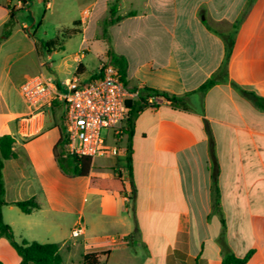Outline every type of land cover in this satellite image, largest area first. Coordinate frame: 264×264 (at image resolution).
Here are the masks:
<instances>
[{
	"label": "crops",
	"instance_id": "1",
	"mask_svg": "<svg viewBox=\"0 0 264 264\" xmlns=\"http://www.w3.org/2000/svg\"><path fill=\"white\" fill-rule=\"evenodd\" d=\"M39 1L46 11L69 13L68 30L79 33L48 52L38 35L47 14L32 16L31 26L20 17L31 11L32 0H0V138L14 139L15 154L3 170V212L32 198L39 206L31 213L19 209L27 217L20 219L23 225L9 223L14 236L15 222L22 241L56 243L59 253L71 251L67 240H74L83 246L81 259L109 252L102 264H222L227 252L264 264V0ZM113 2L123 19L107 33L128 62L130 90L148 87L184 100L172 106L158 99L157 108L135 110L131 177L128 161L124 166L119 160L128 156L127 135L117 143L120 155L92 160L88 176L67 175L55 155L64 107L61 113L53 106L32 112L20 87L37 75L70 81L60 77L62 67L83 78L94 42L105 39L101 23ZM13 12L17 24L4 37ZM232 33L228 54L225 36ZM211 78L216 84L200 91ZM9 167L20 199L7 198ZM215 168L224 224L213 212Z\"/></svg>",
	"mask_w": 264,
	"mask_h": 264
},
{
	"label": "trees",
	"instance_id": "2",
	"mask_svg": "<svg viewBox=\"0 0 264 264\" xmlns=\"http://www.w3.org/2000/svg\"><path fill=\"white\" fill-rule=\"evenodd\" d=\"M133 15V13H131ZM123 19L122 16L118 15V3L113 2L109 4V14L102 21L101 28L103 30V37L107 40L109 44V50L107 53L108 62L104 64L113 65L118 70V75L120 80L123 82L125 87L129 90L128 87V62L124 56L118 55L113 47L111 46V41L107 33V28L110 25L116 24L117 22ZM17 22L15 20L14 12L11 14L9 21L5 24L3 30V36L8 37ZM78 32L75 28L70 29L62 33L61 40H53L50 42H43L42 47L48 51L52 52L55 49H62L63 43L66 39H69L75 36ZM220 34V33H219ZM225 36V34H221ZM232 34H229L225 37L228 38L227 41V51L230 54L234 40ZM234 37V35H233ZM80 68V66H79ZM78 68V69H79ZM96 75L101 76V72H97ZM216 84L214 78L209 79L201 88L200 91H207L213 85ZM138 100H128L127 106L129 108V114L126 121V127L124 130V135L128 136V170L130 177L132 176V138L135 132L134 124V113L135 110H143L145 108H157L159 104L153 101V99H161L163 102H167L172 106L182 104L184 97H179L175 95H170L166 92L159 91L153 88L143 87L139 90ZM64 115L62 116V126H61V139L55 147V155L57 161L67 175L74 176H88L92 166V160L90 158H77L75 156H69L64 152V145L66 144L65 136V126H64ZM14 139L10 135H3L0 138V238L4 236L9 241L10 245L17 252L20 257L19 264H62L63 260L59 253V245L56 243H38V242H29L22 241L21 243L15 240L13 229L10 225L6 224L3 219V207L8 205L5 200L6 196V187L4 180V167L5 162L11 160L15 157L13 151ZM70 162V164H68ZM212 198H213V212L219 214L222 217L223 224V214H222V205L220 200V189L218 184V172L215 168L212 174ZM24 213H31L32 210L37 209L39 206L36 201L32 198L25 201H18L13 203ZM138 236L137 230L130 236V243L133 245L136 237ZM109 252H91L83 256V264H102L101 257L107 256ZM250 255L245 258H238L234 254L227 252L224 255L222 264H247ZM0 264H4L0 260Z\"/></svg>",
	"mask_w": 264,
	"mask_h": 264
},
{
	"label": "built area",
	"instance_id": "3",
	"mask_svg": "<svg viewBox=\"0 0 264 264\" xmlns=\"http://www.w3.org/2000/svg\"><path fill=\"white\" fill-rule=\"evenodd\" d=\"M99 72L101 76L96 79L86 80L76 75L64 83L37 75L20 87L21 96L32 112H42L55 102L64 107V152L69 156L94 160L121 154L117 143L126 127L127 101L138 98L139 91H129L113 65L102 64ZM104 131L111 132L113 143L104 136ZM81 232L76 227L72 234L78 237Z\"/></svg>",
	"mask_w": 264,
	"mask_h": 264
},
{
	"label": "rangeland",
	"instance_id": "4",
	"mask_svg": "<svg viewBox=\"0 0 264 264\" xmlns=\"http://www.w3.org/2000/svg\"><path fill=\"white\" fill-rule=\"evenodd\" d=\"M30 6H31V11H24L20 19L24 20L25 22H27L29 25L32 26L33 24L32 19H31L32 16L42 18L46 13L47 15L45 19L43 20V26H41V28L39 29V33H38L39 37L42 38L44 42L49 39L51 40L58 39V36H59V40H61V37H62L61 32L63 31L65 32L69 28H71V24L69 22L71 15L69 13L61 16V15L54 13V11H49V10L46 11L45 4L40 2L39 0H32V2L30 3ZM63 28L65 30H63ZM95 30L97 31V29ZM108 46L109 44L106 39L99 38L97 41L94 42V45L92 46V51L88 53V57L85 60L87 67H88V71H87V74L83 76L84 79L91 80V79L98 78L96 73L99 72L97 68L101 62V55L104 52V50L107 49ZM75 48H76V41H71L68 44L69 51H72V50L74 51ZM55 57L57 58V56ZM47 70H48L49 75L52 76L53 72H51L49 69ZM72 75H73V68L62 67L61 74H60V77L62 79H66V78L72 79ZM61 107L62 105L55 102L53 104L52 111L61 113L62 112ZM60 118L62 119V116H60ZM103 134L104 136L110 138L109 140L110 143H113V140L111 139L110 131H104ZM123 138H124V141H123V144H121V146L126 148L127 143L125 142V137ZM119 160L122 165L126 166V163H127L126 155H120ZM12 178H13V169L9 167L7 170V179H8L7 198L9 200L20 199V195L18 194L16 189L13 186H11ZM3 214H4V220L7 224L13 221H16V222L21 221V224L23 225L22 220L20 219L27 217L23 215L21 211L17 209L16 207H14L13 209H11L10 207H6L4 209ZM157 219L161 220L162 214H157ZM141 223H143V220H141ZM13 226L15 229V240L20 243L22 241L21 240L22 239L21 238V234H22L21 226H18V224H16L15 222L13 223ZM70 226H71V221H68L67 230H65V236L67 235L68 227ZM26 237L30 238L31 236L29 234H26ZM39 239L40 238H38V240L36 241L39 243H42L40 242L41 240L39 241ZM80 239L81 238L77 239L78 242ZM73 241L74 240H67L68 245L73 247L71 251H69L67 248H63L61 250L60 254L63 259V264H83V261H82L83 259H81V254L84 253L83 246L80 245V243H78L79 245H73ZM0 260L4 264H19V260H20L16 251L13 249V247L10 245L7 238H5L4 236L0 238Z\"/></svg>",
	"mask_w": 264,
	"mask_h": 264
}]
</instances>
